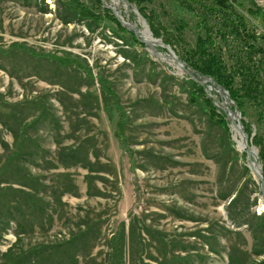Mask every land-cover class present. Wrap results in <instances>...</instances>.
I'll use <instances>...</instances> for the list:
<instances>
[{
    "label": "rangeland",
    "instance_id": "rangeland-1",
    "mask_svg": "<svg viewBox=\"0 0 264 264\" xmlns=\"http://www.w3.org/2000/svg\"><path fill=\"white\" fill-rule=\"evenodd\" d=\"M99 1L98 25L57 0H0V264H114L120 224L124 264H264V197L234 123L226 117V135L189 101L184 70L150 55ZM103 1L144 40L134 6ZM109 14L143 46L120 40ZM98 77L125 112L124 148ZM198 81L242 126L227 93Z\"/></svg>",
    "mask_w": 264,
    "mask_h": 264
},
{
    "label": "trees",
    "instance_id": "trees-1",
    "mask_svg": "<svg viewBox=\"0 0 264 264\" xmlns=\"http://www.w3.org/2000/svg\"><path fill=\"white\" fill-rule=\"evenodd\" d=\"M45 1V0H42ZM73 10L79 20L93 23L104 21L101 13L107 12L99 0L84 4L79 0H57ZM146 20L154 38H160L174 49L178 59L195 73L210 78L222 87L232 101V109L240 114L243 131L258 148L264 178V145L260 128L264 126V12L253 0H126ZM156 1L158 5L156 6ZM166 21L163 22L162 18ZM115 25V34L127 45H143L129 32L130 41L124 37L125 30L109 14ZM178 49L175 50V46ZM26 49L24 48V51ZM32 53L31 51H29ZM64 64V59H58ZM78 66L83 67L80 63ZM93 80L90 71L85 70ZM104 101V111L109 120L115 121V136L122 148L125 142L123 127L126 125L125 112L119 97L110 84L102 77L97 78ZM188 92L189 101L202 107L209 118L230 135L226 115L219 110L212 98L205 92V86L185 76L181 80ZM104 95V96H103ZM111 100V104L107 102ZM252 112L254 122L251 121ZM253 127L256 131L253 132ZM21 148V147H19ZM15 153L12 157H15ZM125 240L124 224H120L111 237L114 264H124L121 257ZM19 259V258H18Z\"/></svg>",
    "mask_w": 264,
    "mask_h": 264
},
{
    "label": "water",
    "instance_id": "water-1",
    "mask_svg": "<svg viewBox=\"0 0 264 264\" xmlns=\"http://www.w3.org/2000/svg\"><path fill=\"white\" fill-rule=\"evenodd\" d=\"M101 1H102V4H103V6H104L105 8H107V9H109V10L112 11V13L114 14V17L120 22V24H121L124 28H126V29L130 30L131 32H133L134 35L136 36V38L138 39V41L141 42V43L146 47V45L141 41V39L139 38V36L137 35V33H136L135 31H133L132 29H130L129 25H132V24H131V23H128V22H126V21H124L123 19H120V18L118 17V14H117V12L115 11L114 8L108 6L103 0H101ZM156 41H159V42H160V40H156ZM161 47L166 49V51H167V55H163L162 53H160L159 50H158L157 48L151 50V51H153L154 53H152V52L149 51V50H147V52H148L150 55H152V56H155V57L161 58V60H162V58H164V59L167 58V56L172 57V59H173L176 63H178L179 65H181V66L183 67L184 72H185V73H186L191 79H193V80H195V81H198L197 78H199V79H201V80L198 81V82H200V83H202V84H204V83H208V84H210L211 86L215 87V88H216V91H217V93L219 94L220 97H223V94H226V92H225L220 86H218L217 84H215L214 81H213L212 79L202 77V76H200L199 74H195V72H194L191 68L186 67V65H185L184 63H182V62L176 57V55H175L170 49L166 48L164 45H162ZM146 49H147V47H146ZM221 91H222V93H221ZM223 104H224V101L221 102V104H220V108H221L222 112L226 113V112H227V109H225V108L223 107ZM230 111H231L232 113H234L233 110L230 109ZM226 117L228 118L227 113H226ZM228 120H229V119H228ZM229 122H230V120H229ZM231 122H232V121H231ZM233 126H234V127H238V124H237V123H234ZM241 132H242V137H243V139H244V142H245L246 145L248 146V148L246 149V158H247V162H248L249 164H251V163L249 162V160H250V153H249V140H248V136H247V134L243 131V129H241ZM248 168H249V170L251 171V173H252L254 176H256L257 183H258V185H259V187H260V192H261V194H262V197H264V179H263V176H262L261 169H260V174H259V175H256V171L254 170V168H253L252 165H248Z\"/></svg>",
    "mask_w": 264,
    "mask_h": 264
},
{
    "label": "bare ground",
    "instance_id": "bare-ground-1",
    "mask_svg": "<svg viewBox=\"0 0 264 264\" xmlns=\"http://www.w3.org/2000/svg\"><path fill=\"white\" fill-rule=\"evenodd\" d=\"M112 1V0H111ZM130 29H132L133 31H135L137 33V35L139 34V31L136 29L137 25H134L131 26L129 25ZM141 31V30H140ZM141 34V33H140ZM139 36V35H138ZM142 36V35H141ZM143 38L144 40H141L144 44H147L149 46V48L151 49H155L157 46H162V43H160L159 41H156L152 35L150 34V31L148 29V27L145 25V31L143 32ZM164 59V58H162ZM164 60H167L169 63L175 65L179 70H182L183 67L181 65H179L178 63H176L172 57L168 56V58H165ZM225 108L227 109V113H228V116L230 117V120L235 123L236 122V119L238 118V115L236 113H232L228 107V105H225ZM234 128V132H235V140L238 144V147L240 149V151H245L248 146L246 145V143L244 142V139L242 137V132H241V129L242 126H239L238 127H233ZM238 136V137H237ZM249 140V139H248ZM251 152V148H249V153ZM253 151L251 152V155H250V165L253 166L254 170L256 171V175H259L260 174V168L256 165V163L254 162V160L252 159V155H253ZM264 207V206H263Z\"/></svg>",
    "mask_w": 264,
    "mask_h": 264
}]
</instances>
